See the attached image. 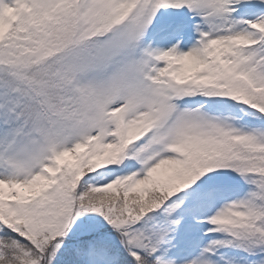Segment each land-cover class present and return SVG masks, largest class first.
Here are the masks:
<instances>
[{
  "label": "snow or ice",
  "instance_id": "6c2138e0",
  "mask_svg": "<svg viewBox=\"0 0 264 264\" xmlns=\"http://www.w3.org/2000/svg\"><path fill=\"white\" fill-rule=\"evenodd\" d=\"M0 264H264V0H0Z\"/></svg>",
  "mask_w": 264,
  "mask_h": 264
}]
</instances>
